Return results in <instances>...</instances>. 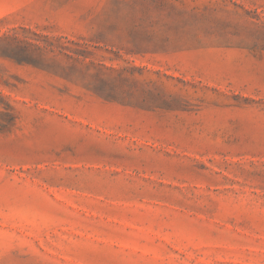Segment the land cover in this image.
Listing matches in <instances>:
<instances>
[{"label":"rangeland","instance_id":"374dc122","mask_svg":"<svg viewBox=\"0 0 264 264\" xmlns=\"http://www.w3.org/2000/svg\"><path fill=\"white\" fill-rule=\"evenodd\" d=\"M0 264H264V0H0Z\"/></svg>","mask_w":264,"mask_h":264}]
</instances>
